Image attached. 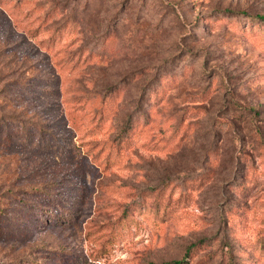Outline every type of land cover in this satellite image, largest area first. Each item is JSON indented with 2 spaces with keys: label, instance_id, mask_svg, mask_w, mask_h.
I'll list each match as a JSON object with an SVG mask.
<instances>
[{
  "label": "rangeland",
  "instance_id": "obj_1",
  "mask_svg": "<svg viewBox=\"0 0 264 264\" xmlns=\"http://www.w3.org/2000/svg\"><path fill=\"white\" fill-rule=\"evenodd\" d=\"M264 0H0V264H264Z\"/></svg>",
  "mask_w": 264,
  "mask_h": 264
},
{
  "label": "trees",
  "instance_id": "obj_2",
  "mask_svg": "<svg viewBox=\"0 0 264 264\" xmlns=\"http://www.w3.org/2000/svg\"><path fill=\"white\" fill-rule=\"evenodd\" d=\"M255 16L256 17H258L259 19H264V15L263 14H255ZM171 262H173V263H178L179 262V260H177V259H174V260H171ZM161 264H166V262H162Z\"/></svg>",
  "mask_w": 264,
  "mask_h": 264
}]
</instances>
